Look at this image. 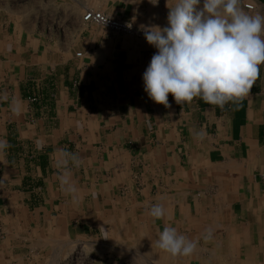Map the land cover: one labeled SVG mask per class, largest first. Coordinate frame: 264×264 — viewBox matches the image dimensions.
<instances>
[{
    "label": "crops",
    "instance_id": "1",
    "mask_svg": "<svg viewBox=\"0 0 264 264\" xmlns=\"http://www.w3.org/2000/svg\"><path fill=\"white\" fill-rule=\"evenodd\" d=\"M177 2L0 0V264H264V65L239 103L165 107L142 78L157 49L82 19L165 27ZM166 225L192 255L159 249Z\"/></svg>",
    "mask_w": 264,
    "mask_h": 264
},
{
    "label": "clouds",
    "instance_id": "2",
    "mask_svg": "<svg viewBox=\"0 0 264 264\" xmlns=\"http://www.w3.org/2000/svg\"><path fill=\"white\" fill-rule=\"evenodd\" d=\"M149 2L158 4V0ZM242 5L243 0H202V4L201 0H178L173 7L167 6L168 26L140 25L146 41L157 49L142 77L151 100L170 107L171 94L180 105L199 98L224 109L229 102L239 103L249 95L264 65V6L253 14ZM7 147V141L0 139V150ZM62 155L65 166L69 161L76 166L81 163L75 153L64 151ZM60 180L67 184L68 173ZM68 191L76 189L69 185ZM149 215L164 217L163 204H153ZM156 243L173 257L190 256L197 248L196 241L167 225Z\"/></svg>",
    "mask_w": 264,
    "mask_h": 264
},
{
    "label": "built area",
    "instance_id": "3",
    "mask_svg": "<svg viewBox=\"0 0 264 264\" xmlns=\"http://www.w3.org/2000/svg\"><path fill=\"white\" fill-rule=\"evenodd\" d=\"M245 8L248 10H254V5L246 4ZM82 19L85 23H94L112 33L124 34V35H134L137 37L144 36L143 32L140 31V29L135 27L133 24L131 28L126 27V24L130 22H127L121 19H115V18L108 17L98 11L87 10L83 14ZM79 55L80 54H78V56Z\"/></svg>",
    "mask_w": 264,
    "mask_h": 264
},
{
    "label": "rangeland",
    "instance_id": "4",
    "mask_svg": "<svg viewBox=\"0 0 264 264\" xmlns=\"http://www.w3.org/2000/svg\"><path fill=\"white\" fill-rule=\"evenodd\" d=\"M45 264H95L93 258L83 255L78 249L73 251L65 260L56 262L49 261Z\"/></svg>",
    "mask_w": 264,
    "mask_h": 264
}]
</instances>
